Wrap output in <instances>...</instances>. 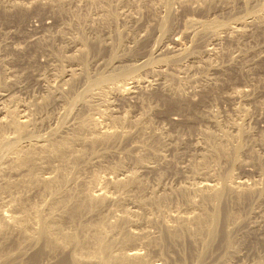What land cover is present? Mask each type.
<instances>
[{"label":"rangeland","instance_id":"374dc122","mask_svg":"<svg viewBox=\"0 0 264 264\" xmlns=\"http://www.w3.org/2000/svg\"><path fill=\"white\" fill-rule=\"evenodd\" d=\"M0 1V117H7L5 110L9 107L16 109V112L18 110L19 115L29 112V115L35 116L39 122L38 126L33 128L34 136L46 137L49 128L57 126L61 128L59 131L61 134H66L71 130L73 123L91 115L102 118L100 125L110 126L109 120L101 114L105 109L116 115L130 112L132 118L137 117L141 112V105H137L136 98H130L128 101L114 99L113 90L116 84H120L123 77L128 78L126 81H130L129 76H131V73H120L117 65L133 64L141 61L142 58L145 60L146 57L153 62L156 53L160 50L165 54L162 47H165L166 42L167 45H172V37L182 38L180 39L182 44L178 46L180 49L183 48L182 50L185 49L184 46L187 47L186 49L192 46L189 55L180 51L183 56L178 63L170 62L169 66L153 63L155 69H140L137 72L140 73L138 75L149 79H160L165 74L169 77L171 74H176L178 79L175 85L183 88L182 91L187 95L195 97L192 109L175 110L158 99H153L150 105L147 103L143 106L144 110H148L149 116L145 128L147 139L158 136L164 141L158 143V140L154 139L151 152H144L143 158L147 160L148 167L153 168L140 171L145 192L147 191L148 195L151 192L157 194L168 192L170 200L174 199L161 208L148 205L151 218L156 217L159 221H149L150 224L146 225L148 227L146 228L151 238L157 237L160 240L157 247L151 245L148 246L150 249L145 246L143 248L140 244L143 249L140 248L141 251L148 253L151 262L157 264H196L200 258L199 264H264V193L259 197L255 192L251 198L237 203L226 190L224 197H227L224 198L219 209L221 216L216 227L217 235L212 244L210 243L209 250L205 249L201 256L200 253L203 251L201 243L204 239L198 242L196 236L191 232L189 236L187 232L180 241L170 245L162 237L164 230L161 226L163 219L175 224L172 216L178 213L190 216L197 215L203 210L207 213L214 212L216 206L200 210L183 205L184 199L182 200L176 192L191 183L208 181L219 184L217 186L233 187L242 179L249 186L264 187V19L255 23L249 21L248 27L238 34H226L221 31L219 36L203 31L195 34L194 31H198L201 26L194 24V28H191L193 24L186 27L188 24L185 23L187 18H195L197 15L198 20L204 19L210 24L209 27L212 25L210 31H216L223 26L233 25L239 17H246L248 12H257L264 16V0L219 1L214 3L215 5L213 4V8L211 7L208 12L195 11L189 14L187 11L183 12L179 0ZM148 4L154 6L153 13L147 10ZM20 8H25L24 10L28 12L24 21L23 15L11 14L15 9ZM169 9L175 14L178 13L176 14L178 22L171 25L172 27L168 23L167 28L171 29L164 35L161 32V18L166 19L165 15ZM209 19L214 20V23ZM183 29L187 32H182ZM188 29L195 30L192 32ZM178 30H181L180 33ZM94 42L97 46H101L99 50H95L93 44H90ZM82 52H84L83 59L80 58ZM151 52L153 58L150 57ZM170 54L166 52L165 55ZM70 56L76 58L71 60ZM160 69L165 74L161 75ZM63 70L64 77H60ZM70 74L74 75L76 82L74 78L71 80ZM102 77L104 81L101 80ZM108 78L111 80L108 81ZM86 85L90 88L88 89ZM49 86L53 88L56 98L54 97L46 107L42 108L41 104L49 96ZM236 88L245 89L249 95L237 97L238 99L230 98L231 92ZM108 106L112 108L109 109ZM172 117L187 120L188 124L172 125L170 122ZM104 120H108L106 123L109 124L105 122L103 124ZM237 126L243 128L244 145L235 158L233 154L230 156L228 153L223 154L217 146L223 145L224 149L227 148V151L231 152L237 144ZM6 133L12 134L9 130H6ZM141 140L143 138L136 136L123 143L108 146L106 150L113 152L102 157L99 162L94 161L91 169L87 167L80 176L84 180H90L94 176L99 179L107 173L111 174L112 168L120 165V162L121 164L124 162L125 171L131 170L135 161L133 155L139 153L141 149L135 144L140 145L141 142L143 143ZM136 149H139V152H134ZM4 154H7L6 150L0 148V155L4 156ZM157 154L160 159L155 157ZM87 155L90 157L85 156L86 161L78 164V168L92 158V154ZM46 171L48 169L43 173L45 174ZM227 176L230 177L228 180ZM6 178L14 181L17 176L9 175ZM33 197L31 196V200L37 199ZM10 199H12L10 193L0 187L2 211L7 209ZM126 202L125 208L138 211L132 200ZM228 214H231L230 218H227L230 216ZM109 218L112 220L113 215H109ZM188 225L192 232L196 230L194 223ZM229 235L231 242L224 243L225 237ZM48 263L52 264L49 261L46 264Z\"/></svg>","mask_w":264,"mask_h":264},{"label":"bare ground","instance_id":"6f19581e","mask_svg":"<svg viewBox=\"0 0 264 264\" xmlns=\"http://www.w3.org/2000/svg\"><path fill=\"white\" fill-rule=\"evenodd\" d=\"M219 1L228 2V0H179L183 12L187 11L188 14L189 12L195 11L208 12L214 3ZM170 2L172 3V1ZM153 8V5H147V10L151 13L154 11ZM24 9H15L13 12L10 10V12L14 16L17 14L23 15L22 19L24 21L26 18L25 15L28 13L27 10ZM246 10H248V8ZM259 10L257 11L259 12ZM176 14L169 9L165 15L166 19L161 18V32L164 35L171 29L167 28L168 23H170V26H173L174 23L178 22L176 21ZM247 14L246 17L242 15L243 18L239 17L238 20L234 19L236 21H234L233 25L223 26L222 29L220 28L216 31H210L212 25L209 27L210 24L204 21V19H202L203 21L198 20L197 15L195 18L186 17L187 19L185 23L188 25H185L186 27H190V25L193 24V27L191 28H194L195 25L199 24L201 26L199 27L197 25L199 30L194 31L196 28L193 30L195 34L201 31L204 33H213L217 36L220 35L221 31L226 32V34H238L248 27L247 25L250 24L249 21H254L255 23V21L259 22L261 19H264V16L257 12H248ZM186 16H188L187 13ZM211 21L214 23V20ZM216 25L218 26V24ZM186 27L184 29H186ZM214 27L216 28L215 24ZM184 29L182 32H187V30ZM190 35H192L191 32ZM119 37H121V35ZM215 38L217 39V37ZM180 39L172 37V45L170 44V46L167 45L166 42L165 47H162L163 43L161 47L164 48V53L166 54L167 52L171 54L165 55L161 50H158L159 52L156 53L157 56L155 55L157 59L154 57L157 62H155V60L152 62L150 58L146 57L145 60H142V58L141 61H136L133 64L117 65L120 73H131V76H129L130 81H126L128 78L123 77L122 80L120 79L121 83L116 84L117 86H115L116 88L113 90L115 91L114 99L128 101L130 98H136L137 105H141V112L137 117L133 116L134 118H132L129 115L130 112L129 114L123 113L116 115L105 109L101 114H104L103 116L109 120L110 126L100 125V119L102 118L94 117L93 115L90 116L88 113L90 117L73 123V126H71L72 128L69 126L71 130L68 131V133L61 134L59 132L61 128L57 126L49 128L48 135L44 137L43 135L34 136L32 134L33 128L39 124L38 119L35 118V116H30L29 112H27V114L23 113V115H19L17 113L18 110L16 112V109H9L10 107L6 108V110L2 108L6 111L5 114L7 117H0V148H4L7 154H4V156L0 155V187L3 191L10 193L12 199H10L7 209L5 208L4 211L0 209V264H46L48 261L52 262V264H157L150 261L148 253L143 252V250L141 251L142 246L143 248L144 246L151 247V245L157 247L160 240L157 237L151 238L150 233L148 232L149 230H147L148 227L146 225L150 224L148 223L149 221H159L156 217L152 216L151 218V210H149L150 207H148V205L161 208L168 202L170 203L174 198L170 200L171 197L168 192L164 194L151 192L149 195L146 194L147 191L145 192V185L140 171H142V169L153 168H151L152 166L148 167L147 160L143 158V155H145L144 152H151L150 149H152V145L155 143V141H153L154 139L158 140V143L163 140L158 136L154 137V139L152 137L147 139L145 128L149 116L148 110H144L143 106L147 105V103L150 105V101L153 99H158L163 101L164 104L166 103V105L175 108V110L178 109L180 111L186 108L192 109L195 104V97L192 98L191 95H187L186 92L182 91L183 88L181 89L180 86L175 85V82L178 79V75L176 76V74H171L169 77L168 74H165L163 70L161 71L160 69L159 73L165 75L160 79H149L143 75H138L140 73L137 72L140 71V69H155V67L153 68V63L161 65L168 64L169 66L170 62L172 64L178 63L185 52L188 55L191 54L192 46L190 49H186L187 47L182 45L185 47L184 50H182L183 48L180 49V47H178L182 44ZM188 39H186V41ZM90 44H93L92 46L95 50L101 48V46H97L95 42ZM85 49L87 51V47H85ZM83 54L84 52L81 53L80 58H82ZM55 55L57 54L55 53ZM151 56H153V52H151L150 57ZM74 57L76 58V56H70L69 58L73 60L75 59ZM115 60H117V58ZM182 68H184V66ZM63 73L64 70L59 76L64 77ZM70 75H72V80L74 75ZM103 79L104 77H102L101 80ZM73 80L75 81L76 78ZM107 80L109 81L111 79L108 78ZM96 82H99V80H96ZM86 86L88 87V85ZM89 88L90 87H88V89ZM248 95L249 94L248 92L246 93L245 89L236 88L231 92L230 98L236 99L237 97H245ZM54 97L56 98V94L54 93L53 88L50 87L49 96L46 97L47 99H44L41 107H46ZM109 107L111 106H108V108ZM108 120H104L103 124ZM170 122L172 125L176 126H186L188 124L187 120L173 117L170 118ZM60 127H62V125ZM237 129V144L231 152L230 150L227 151V148L224 149L223 145L217 144V148L221 150L223 154L228 153L229 156L230 154H233L232 156L235 158L238 157L244 145L243 128L237 126ZM6 130H9L12 134H7ZM136 136H139L140 139L143 138V140H141L143 143L141 142L140 145L135 144L136 147L140 146L142 150L140 149L139 152V149H136L134 152L138 151L139 153L133 155L131 148L130 152L135 158L134 166L131 170L125 171V165H123L124 162L122 164L120 162V165L112 168V175L107 173L102 177H99V179L94 176L91 177L90 180H84L80 176L81 172L84 169L86 170L87 167L90 168L94 161L99 162L100 159L102 160V157H106L113 152L106 150L108 146L123 143V141L131 140ZM133 148L135 147L133 146ZM88 153L92 154V158L89 162L87 161L86 164L83 162L84 166L78 168V164L82 161H86L84 158L85 156H88ZM128 154L130 153L128 152ZM155 157L160 159L158 154ZM46 169H48V171L44 174L43 172ZM9 175L17 176L16 180L13 181L6 178ZM229 176H227V180L230 178ZM92 185L94 187H92ZM217 185L208 181L191 183L188 186L181 187L178 192H176V194L178 193V195L182 197V200L184 199L185 203L183 205L188 208L203 210L212 206L216 207L215 210L213 209L214 212L212 213L210 211V213H207L203 210L201 213L198 212L197 215L185 216L179 213L173 215L172 219L175 221V224H173V222L170 224L171 221L167 222V219L166 221H164V219L163 221L161 220L162 225L161 223L160 225L163 226L164 230V233H162L164 235L162 237H164L170 245L180 241V239L183 238L182 236L187 232L190 236L191 232L193 236L197 237L196 239H198V242H200L201 239H204V242L201 243L203 244V251H200L201 256L205 249L209 250L210 243L217 235L216 227L218 226L217 224L220 221L219 219L221 216L219 209L224 198L227 197H224L226 190L229 191V194L237 203H242L244 200L251 198L252 194L255 192L258 193L259 197L264 193V187L249 186L247 182L242 179L236 182V185L233 187ZM31 196L37 197V199L31 200ZM128 200H132V203L134 202L138 207V211L137 209L136 211H130L129 208H125V205L127 204L126 201ZM179 206L178 208H180ZM109 215H113L112 220L109 218ZM228 215L230 216L227 218H230L231 214ZM190 223H194L196 226L194 232L189 228L188 224ZM225 238L226 239L223 242L229 244L231 242L230 235ZM140 244L142 246H140ZM150 247L148 248L150 249ZM200 260L201 258L196 264H199Z\"/></svg>","mask_w":264,"mask_h":264}]
</instances>
